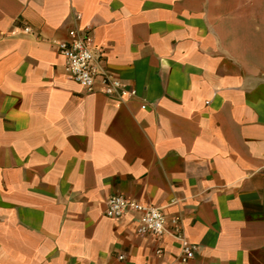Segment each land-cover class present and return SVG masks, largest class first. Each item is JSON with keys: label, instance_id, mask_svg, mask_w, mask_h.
<instances>
[{"label": "crops", "instance_id": "0c3cea01", "mask_svg": "<svg viewBox=\"0 0 264 264\" xmlns=\"http://www.w3.org/2000/svg\"><path fill=\"white\" fill-rule=\"evenodd\" d=\"M73 27L136 97L69 77ZM0 264H264V0H0Z\"/></svg>", "mask_w": 264, "mask_h": 264}, {"label": "built area", "instance_id": "2783aa9c", "mask_svg": "<svg viewBox=\"0 0 264 264\" xmlns=\"http://www.w3.org/2000/svg\"><path fill=\"white\" fill-rule=\"evenodd\" d=\"M24 30L30 32L31 27L25 26ZM57 50L64 57L66 73L88 92L100 91L114 97L119 104L137 96L136 88L106 68L101 53L89 43L87 29L71 28L68 37L57 43ZM142 107L146 108L147 104ZM131 211L140 214L139 233L152 234L156 238L173 237L180 243V261L183 263L196 256L198 246L186 238L181 216H173L170 220L172 227H169L168 218L160 206L145 204L123 194H113L107 200L105 214L108 217L119 218ZM120 257L124 258V255Z\"/></svg>", "mask_w": 264, "mask_h": 264}]
</instances>
